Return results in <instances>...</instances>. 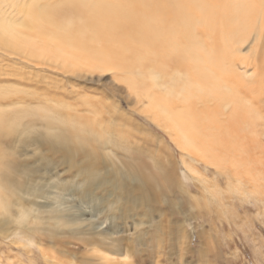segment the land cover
Here are the masks:
<instances>
[{
	"label": "bare ground",
	"instance_id": "bare-ground-1",
	"mask_svg": "<svg viewBox=\"0 0 264 264\" xmlns=\"http://www.w3.org/2000/svg\"><path fill=\"white\" fill-rule=\"evenodd\" d=\"M38 69L111 75L135 112L185 157L213 168L231 194L264 201V115L255 104L264 103V0H0V74L17 72L21 82ZM28 93L0 84V237L54 241L57 235L41 225L54 222L59 235L68 229L76 240L87 236L80 240L85 247L109 246L112 233H86L75 217L41 210L46 205L39 203L34 212L31 200L42 198L38 182L51 178L54 168L24 163L41 157L48 138L59 151L86 154L95 166L111 159L105 148L120 150L125 159L112 164L113 179H123V189L126 181L134 183L147 205L160 198L171 204L163 197L177 188L173 173L127 144V128L103 123L97 112L29 108L22 104ZM17 97L20 102L3 106ZM80 103L93 107L87 97ZM187 168L221 194L216 182ZM37 173L40 179L31 182ZM51 188L67 190L59 183ZM122 252V263L94 257L98 264H139Z\"/></svg>",
	"mask_w": 264,
	"mask_h": 264
},
{
	"label": "rangeland",
	"instance_id": "rangeland-1",
	"mask_svg": "<svg viewBox=\"0 0 264 264\" xmlns=\"http://www.w3.org/2000/svg\"><path fill=\"white\" fill-rule=\"evenodd\" d=\"M76 75L38 69L21 82L17 72L0 74V84L32 94L22 102L29 108L60 105L68 108L71 115L72 110L85 115L97 112L103 123L114 122L127 128L130 132L126 136L127 144H134L143 151L144 160L151 164L158 160L165 165L162 169L173 173L177 188L163 197L171 204L160 198L159 202L147 205L140 201L141 193L135 190L134 183L126 181L128 186L123 189L120 186L123 179H113L112 164L114 166L116 161L119 162L116 166H121V159H125L120 150L105 148L111 159L95 166L86 154L70 155L65 150L59 151V146L54 148L48 138L49 145L40 150L41 157L24 165L53 167V174L38 182L42 186V198L31 200L36 206L27 200L26 206L33 207L35 212L39 204L46 205L41 210L61 211L75 217L80 230L112 233V239L108 247L98 242L85 247L80 240L88 239L87 236L76 240V235L68 229L59 235L54 222H43L42 228H49L57 235L55 240L42 242L40 236L35 235L30 239L21 236L23 239L17 241L0 237L2 264H98L94 257L98 255L110 256L111 260L114 258L115 262L122 263L125 262L121 257L124 250L130 254L129 261L139 264H264V201L231 194L224 178L217 176L213 168L185 157L164 131L135 112L133 100L111 75ZM82 97L89 98L93 107L83 106ZM19 100L20 97L13 98L3 102V106ZM255 104L264 115V103ZM260 140L264 145V138ZM187 164L203 179L216 182L221 194L208 189L199 176L188 170ZM40 177L41 173H37L29 180L37 182ZM58 183L65 184L67 190L60 192L51 188ZM115 239L119 243H111ZM93 249L98 253L94 255Z\"/></svg>",
	"mask_w": 264,
	"mask_h": 264
}]
</instances>
